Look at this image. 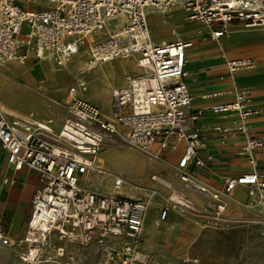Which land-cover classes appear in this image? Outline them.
I'll use <instances>...</instances> for the list:
<instances>
[{
  "label": "built area",
  "instance_id": "obj_1",
  "mask_svg": "<svg viewBox=\"0 0 264 264\" xmlns=\"http://www.w3.org/2000/svg\"><path fill=\"white\" fill-rule=\"evenodd\" d=\"M20 1L37 0H0V61L50 56L61 66L85 48L94 64L137 53L143 71L128 75L124 85L112 89L109 117H103L100 105L79 96L87 89V81L79 78L68 92L70 114L57 130L51 121L26 118L0 105V152L15 170L27 167L39 176L26 231L12 237L0 227V242L18 249L28 264H78L68 255V242L85 245L98 236L107 264H145L149 254L141 249V232L148 201L119 192L101 193L89 186V181L94 183L106 174L95 163L106 137L122 138L123 127L126 140L137 149L148 151L158 144L157 158L183 142L178 176L191 184L196 182L186 169L209 167L212 160L199 152L203 132L197 121L203 110L188 111L193 96L185 81L187 51L195 41L188 37L150 43L148 12H164L179 4L185 20L205 25L209 31L202 36L215 40L235 22L264 27V0H46L51 4L36 8L22 6ZM118 17L127 19L122 27L105 38H91ZM227 66L233 73L254 69L256 62L231 58ZM211 108L217 113L236 111L240 120L235 129L245 133L248 119L264 111L249 105L243 92ZM263 145L264 134L250 136L241 152L253 162V150ZM150 178L162 176L153 170ZM125 183L124 176L113 174L116 187ZM238 185H249L253 195L256 188L264 189V175L250 171L228 176L222 189L212 190L216 212L226 209V199ZM196 188L207 190L204 185ZM169 202L159 213L162 220L171 208L195 210L193 201L183 194Z\"/></svg>",
  "mask_w": 264,
  "mask_h": 264
},
{
  "label": "crops",
  "instance_id": "obj_2",
  "mask_svg": "<svg viewBox=\"0 0 264 264\" xmlns=\"http://www.w3.org/2000/svg\"><path fill=\"white\" fill-rule=\"evenodd\" d=\"M180 8L182 7L176 4L171 9L167 10L165 16L176 13ZM156 13V11L148 12L149 24L151 22L150 18L155 16ZM162 22H166V18H163ZM239 23L240 22L233 23L225 36L215 40L209 38V36H201L198 33L200 28L206 29L202 25L198 26L200 23L194 22L188 25L195 29L194 33L188 34V37L195 41V49H193V46L187 51V75L185 81L193 96L192 104L188 111L203 110L202 116L197 121V124L201 127L203 132L202 147L199 152L202 156L210 155L212 160L209 167L195 166L193 168L188 167L186 170L190 172L194 181H198L202 185L209 187V190L222 189L228 176L240 175L250 171H258L264 175V145L253 150V162H250L247 154L241 152L242 146L250 136L264 134V111L248 119L247 132L245 133L235 129V126L240 120L236 111L217 113L211 108L214 103L230 101L235 98L237 93L243 92L247 94L249 105L264 109V30L260 28H249L244 25L245 28ZM208 31L205 33H208ZM93 38L97 37L94 36ZM179 38L177 36L170 39H163L158 42ZM208 39L211 41L208 42ZM81 49L84 50V48ZM231 58H251L255 60L256 66L251 70L244 69L232 73L227 66V61ZM31 59L32 57H28L19 60L24 63L26 67ZM118 60L122 62V65L124 62H130L131 65L124 66L120 79L115 81L110 78V74L115 70V63ZM41 62H47V64L50 62L57 66L51 59L40 60L36 64ZM77 64L78 62L71 69L67 68V72L74 73V71H77L78 73L81 71V64ZM138 69L141 70V73V67L138 68L133 58L125 59L124 57L90 65L86 70L87 72L90 71L88 81L89 88L82 96L85 98L87 97L86 99H92L93 101L90 99L88 100L98 105L101 104L104 116L108 117L110 115L111 98L107 103L95 100L94 96L89 93L91 89V76H101L110 87L113 85L117 87L126 83V77L128 75H136ZM65 77L64 83H66L68 76ZM1 81L2 78L0 79V83ZM43 84L44 85L38 83L40 88L35 84H33L34 86L28 84L23 92L28 96V99H30L29 102L31 103V107L37 104L36 102L32 103L34 100L33 95H36L39 99L38 101L41 107H34L39 111V114L34 116L33 119H39L38 117L43 118L40 120L52 118V125L57 130L61 125V121L66 117V114L61 112L60 107L68 109V104L66 101L65 105H62V103H59L57 100L55 103V101H53L54 98H50V100L47 99L48 102H46L44 98H42L44 95L38 93L39 90L46 88L45 83ZM55 90L56 88L53 89L54 93H56ZM214 92H217L218 95L214 96ZM45 93L48 94L47 91ZM99 93H101L104 98L108 99V94L104 89L100 88ZM48 103H50V105H48ZM23 116L30 118L28 115ZM124 132L127 133V130L124 129ZM183 149L184 143L181 142L176 146L163 150L159 157L162 159L159 160L155 156V153L159 150L157 144L152 146L149 153L129 149L127 147L124 148L122 152L111 150V153H115L114 155L116 156L113 157L111 161L106 162L116 167H127L131 175H134L136 183L131 184L127 182L126 185H124L125 187H123L131 193L129 195L130 197L143 198L148 201V211L145 216L141 238L143 247L151 252L150 264H191L186 261L188 252L190 251L189 249L180 252L171 251L170 246L174 244L172 238L174 233L171 235L168 230L173 227L181 229L182 237L190 238V241H192L196 238L197 226L200 224L205 226V221L212 223L214 225L212 227L213 229H218L222 220L228 221L226 218H221L223 215L214 210L212 193L199 190H197V192H191L190 189H192L193 186L179 178L178 172L174 171L172 166L178 163ZM130 151L133 152V155H131ZM129 156L132 158L129 159ZM151 167L168 170V173L165 174L164 172L154 170L160 173L162 178L159 180L150 179L148 169ZM98 182L99 181L95 182L96 186H99ZM38 184L39 176L35 170L27 167L21 170H15L7 162L5 153L3 151L0 152V227L5 229L10 236L17 237L26 231L28 219L32 211L34 191ZM185 186L188 188H185ZM239 186L240 185L235 188L237 190L234 192V195L231 193L230 197L226 199H230V206L241 203V200L247 195L245 193L246 191L238 188ZM182 194L191 198L195 205V210L184 211V213H182L171 208L168 217L165 220L160 219L159 213L161 209L168 204L170 200L169 197L173 195L179 197V195ZM250 197H252V200L256 199L260 202L262 209H264L263 189L254 191L253 195ZM226 227H228V225ZM0 251L6 252L3 246H0Z\"/></svg>",
  "mask_w": 264,
  "mask_h": 264
},
{
  "label": "rangeland",
  "instance_id": "obj_3",
  "mask_svg": "<svg viewBox=\"0 0 264 264\" xmlns=\"http://www.w3.org/2000/svg\"><path fill=\"white\" fill-rule=\"evenodd\" d=\"M20 4L22 6L29 5L31 8H36L42 4L48 5V2L46 0H41V1L37 0V1L30 2V3H26L25 1H20ZM166 13L167 11L157 12L155 16H152L150 18L151 22L149 25H150V35L152 38L151 40L152 43L158 42L163 39L174 38L177 36L178 38L188 37L189 33H194L195 29H193V27L188 26L190 23L184 20L183 8H180L179 10L176 11V13L170 14L169 16L168 15L165 16ZM163 18H166V22H162ZM126 20L127 19L125 17H118V18L111 20L109 24L106 25L105 31H103L101 34L99 33L95 34L96 37L100 36L102 38H105L107 34L110 33V31L122 27L121 23L125 24ZM239 24L241 26H244L243 23H239ZM199 25L203 26V24L201 23L198 24V26ZM204 27L207 29V31L209 30L208 27H206L205 25ZM249 28H260L264 30V27H261V26H252ZM95 35H91V38H93ZM207 41L209 42L211 40L208 39ZM82 55L84 57V60L91 62V55L88 54L87 49L85 48L84 50L82 49ZM138 56L139 54L136 53L135 56L125 57V59L133 58L134 63L139 68V65L137 64ZM72 57L68 59L66 63L61 67L55 66L53 63H50V62H48L49 65L47 64V62H41L39 64H36L40 61V59L34 58V57H32V59L26 65V67L24 63H22L18 58L10 59L6 63H4L3 61H0V76L2 77L4 75L10 81L22 82L21 81L23 79L22 75L29 76L30 73H32V71H34L32 74L41 72L40 75H41L42 81L46 85L45 86L46 88L39 90L38 93L44 95L42 96V98H44L46 102H48L47 99L50 100V98H54L53 101H55V103L57 100L59 103H62V105H65V102L66 101L70 102L72 98V96L68 94L70 87L75 85L78 78H83L88 82L89 75H90V71L88 72L79 71L78 73L77 71L76 72L74 71V73L73 72L68 73L67 67L70 63L74 65L77 62H78L77 65H80L83 63L82 58L78 57L72 60ZM121 63L122 62L119 60L116 61L115 67H114L115 70L112 71L110 74V78L112 80L116 81L120 79L122 75V71H123L122 68L124 66L131 65L130 62H124L123 65ZM51 66L56 68L58 72H61L64 70L63 74L65 76H68L66 83L60 84L56 81L51 80L47 76V74H45L44 68H49ZM140 71L141 70L138 69V72L136 74L140 73ZM54 85L57 87L56 88L57 93L53 92L54 88L52 86ZM114 86L115 85L110 87L109 84L106 83L102 79L101 76H96V77L91 76L90 93L94 96L96 101L103 102V103L109 102L111 98V90ZM38 88L40 87L38 86ZM100 88L104 89L105 92L108 94V99L104 98L102 94L99 93ZM109 88H110V91H109ZM46 91L48 92V94L45 93ZM80 93H79V96H82L80 95ZM33 96H34V100L32 101V103L36 102L37 104H35L32 107L27 106L25 108H19L21 112H17V113L13 112V113H16L18 115H21V114L28 115L29 114L30 115L29 117H32V118L34 116H37L39 114L38 113L39 111H37L36 108L34 107L35 106L41 107V105L36 95H33ZM48 105H50V103H48ZM60 110L62 113L66 114V117L70 114L68 112V109H66L65 107H60ZM31 112H35V114L32 115L30 114ZM38 118L43 119L40 117ZM48 119H51V118H48ZM122 129L124 131V128ZM124 135H125V132H124ZM127 147L129 149L139 150L141 152L147 153V151H142L140 149H137L131 146V144L124 137L118 138L116 136H108L106 137L105 142L101 148V151L98 153L97 156L99 157V161H100V158L103 159L102 161L103 169L105 167L111 170L112 174L114 175L115 174L122 175L127 179V182L134 184L136 183L135 177L134 175H131V172L128 170L127 167H123V166L116 167V166L106 163L107 161H111L113 157L116 156L114 155L115 153L114 154L111 153V150L122 152L124 148H127ZM130 152H131V155H133V152L132 151ZM130 157L131 156H129V158ZM158 159L161 160L162 158H158ZM172 167L174 171H177V172H181L182 170L177 166V163H175ZM152 170H158L160 172H164L165 174L168 173V170H162L157 167H151L150 169H148V175H150ZM89 182H90L89 186L91 188L96 189L97 191L101 193L111 192V186H109V184H99V186H96L95 183L91 181ZM194 182H196L200 186L202 185L198 181H194ZM185 188H188V187L185 186ZM238 188L246 191L245 193L247 195L243 200H241V203H238L236 205L234 204L232 206H230V203H229L230 199L226 200L227 207L224 211L221 212V214L223 215L221 218H226L228 219V221L226 222L222 220L220 227L218 229H213L212 227L214 225L208 221H205L204 223L205 226H202L201 224L197 226L196 238H194L192 241H190L191 240L190 238H187V237L183 238L181 235V229H179L178 227H173L172 229L168 230V232L171 235L174 233L172 236L174 244L170 246L171 251L180 252V251H187L189 249L190 251L188 252V257L186 261L187 263H191V264H264V209H262L261 207L262 205L260 202H258L256 199L252 200V197H250L251 195L249 194V191L251 187L249 185H240ZM209 189L210 188L207 187V190L205 192L212 193V190H209ZM190 190L191 192H197V190L200 191V189L195 188V187H192V189ZM236 190L237 189H235L232 192V195H234V192ZM258 190H261V189L259 188L255 189V191H258ZM119 193H121L124 196H129L131 194L129 191H127V189H123L122 191H119ZM169 199L176 200V199H179V197L176 195H173V196H170ZM169 203L170 202H168V204ZM174 209L175 211L184 213V209H182L181 207L174 208ZM227 225L228 227H226ZM68 244H69L68 255H72L74 257V261L77 262L78 264H107V256L105 252L101 249V244L98 241V236L94 237L88 244H85V245H80L78 242H68ZM0 246H3V248L6 250V252L0 251V264H28L20 257L18 249L5 246L1 242H0ZM141 249L145 253L149 254V257L147 258L145 264H150V259L152 256L151 252L143 247L142 241H141ZM42 264H59V263L45 262Z\"/></svg>",
  "mask_w": 264,
  "mask_h": 264
},
{
  "label": "bare ground",
  "instance_id": "obj_4",
  "mask_svg": "<svg viewBox=\"0 0 264 264\" xmlns=\"http://www.w3.org/2000/svg\"><path fill=\"white\" fill-rule=\"evenodd\" d=\"M41 1V0H40ZM48 2V5H50L51 4V2L50 1H47ZM176 5V4H175ZM174 5V6H175ZM173 7V6H172ZM171 7V8H172ZM170 8V9H171ZM111 21V20H110ZM109 21V22H110ZM109 22L107 23V25L109 24ZM121 25L123 26L124 24L123 23H121ZM204 26V25H203ZM106 28V27H105ZM112 30V29H111ZM103 31H105V29H103V30H101L100 32H99V34H101ZM207 31V29H203V28H200L199 30H198V33L202 36L203 35V33H205ZM229 31V30H228ZM111 32V31H110ZM228 33V32H227ZM94 35V34H93ZM96 36V35H95ZM179 39H181V38H179ZM148 41L150 42V43H152L151 42V38H150V34H149V39H148ZM193 49H195V46L193 47ZM75 54V55H74ZM71 57H72V60L73 59H75V58H82L83 59V63L81 64V67H80V70L82 71V72H85L89 67H90V65H95L93 62H92V59H91V62H89V61H86V60H84V57H83V55H82V49L80 48V49H78V51L76 52V53H74ZM135 54L136 53H132V54H130V55H125V56H118V57H115L114 59H116V58H121V57H132V56H135ZM218 56V55H217ZM70 57V58H71ZM13 58H19V59H22L20 56H16V57H13ZM13 58H10V59H13ZM69 58V59H70ZM10 59H7V60H5V61H3V62H6V61H8V60H10ZM47 59H51V60H53V62L57 65V63L54 61V59H52V57H50V56H43V58L42 59H40V60H47ZM113 59V60H114ZM66 63V62H65ZM57 66H59V65H57ZM61 66H63V65H61ZM61 66H59V67H61ZM74 66V64H69V67H67L68 69H71L72 67ZM141 67V66H140ZM139 67V68H140ZM141 69H142V71H143V68L141 67ZM25 70V69H24ZM64 71V70H63ZM63 71H61V72H58V70L56 69V68H54L53 66H51V67H49V68H44V72H45V74H47V76L51 79V80H53V81H56V82H58V83H60V84H64V81H65V75L63 74L64 72ZM34 71H32V73H33ZM22 73H24V72H22ZM32 73H30V75L29 76H24L23 77V79L21 80L22 82H16V81H10L9 79H7L4 75L1 77L0 76V79L2 78V81H1V83H0V86H1V90H0V104L4 107V109H7V110H9V111H11V112H21L20 110H19V108H25V107H31V103L29 102V100L30 99H28V96L23 92L24 91V88L25 87H27L28 86V84L30 85H33V84H35L36 86H38V83L39 84H42V85H44L43 83V81H42V78H41V72L39 73V72H37L36 74H32ZM23 76V75H22ZM16 79V78H15ZM78 81V80H77ZM31 82H34V83H31ZM37 82V83H36ZM77 83V82H76ZM75 83V84H76ZM48 84V83H47ZM50 85V84H49ZM34 86V85H33ZM52 87H54V88H57L55 85L54 86H52ZM88 82H87V89L85 90V91H80L79 93H80V95H82L84 92H86V91H88ZM55 92L57 93V89L55 90ZM92 92V91H91ZM78 93V94H79ZM90 93V92H89ZM15 105V106H14ZM30 114H32V115H34L35 114V112H31ZM23 115H25V114H23ZM27 115V114H26ZM28 116H30L29 114H28ZM103 117H105L104 116V114H103ZM109 117V116H108ZM30 118H32V117H30ZM47 120H49V121H53V119L51 118V119H47ZM126 135H128V133L126 134L125 133V135H123V137L125 138V139H127V136ZM154 145V144H153ZM152 145V146H153ZM132 146V145H131ZM152 146H150L149 148H148V151H147V153H149L150 152V150H151V148H152ZM134 147V146H133ZM98 155V154H97ZM96 155V157H95V163H96V165L98 164V166H100V167H102L103 168V163H102V161H103V159L102 158H100V161H99V157ZM132 157H130L129 159H131ZM98 159V160H97ZM129 162H131V161H129ZM135 163V162H134ZM142 165V164H141ZM144 166V165H143ZM104 169H105V167H104ZM107 169V168H106ZM105 169V170H106ZM108 171V172H107ZM106 180V181H105ZM95 181H99L98 182V184H100V183H102V184H109V186H111V192H109V193H115V192H119V191H122L123 189H125L124 187V185H126V183L125 184H123V185H121L120 187H116L114 184H113V174H112V171L111 170H109V169H107L106 170V174L103 176V177H99L98 179H96ZM112 181V182H111ZM186 182H188V183H190L189 181H186ZM95 183V182H94ZM191 184V183H190ZM196 184V185H195ZM195 184H191L193 187H195L196 188V186L197 187H201L199 184H197V183H195ZM124 186V187H123ZM131 186V185H130ZM122 187V188H121ZM130 188V187H129ZM131 189V188H130ZM254 193V192H253ZM148 211V210H147ZM144 225V224H143ZM143 228V227H142Z\"/></svg>",
  "mask_w": 264,
  "mask_h": 264
}]
</instances>
